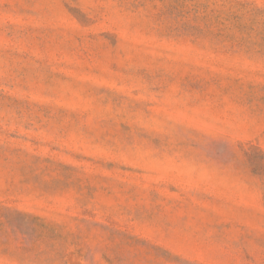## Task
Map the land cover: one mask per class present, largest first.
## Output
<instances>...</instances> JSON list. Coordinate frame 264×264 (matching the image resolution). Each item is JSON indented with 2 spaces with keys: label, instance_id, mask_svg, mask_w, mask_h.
Segmentation results:
<instances>
[{
  "label": "rangeland",
  "instance_id": "1",
  "mask_svg": "<svg viewBox=\"0 0 264 264\" xmlns=\"http://www.w3.org/2000/svg\"><path fill=\"white\" fill-rule=\"evenodd\" d=\"M0 264H264V0H0Z\"/></svg>",
  "mask_w": 264,
  "mask_h": 264
}]
</instances>
